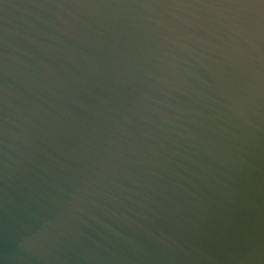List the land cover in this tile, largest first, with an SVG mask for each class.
Returning a JSON list of instances; mask_svg holds the SVG:
<instances>
[{
	"label": "water",
	"instance_id": "obj_1",
	"mask_svg": "<svg viewBox=\"0 0 264 264\" xmlns=\"http://www.w3.org/2000/svg\"><path fill=\"white\" fill-rule=\"evenodd\" d=\"M0 264H264V0H0Z\"/></svg>",
	"mask_w": 264,
	"mask_h": 264
}]
</instances>
